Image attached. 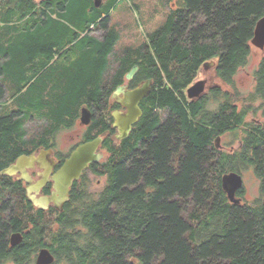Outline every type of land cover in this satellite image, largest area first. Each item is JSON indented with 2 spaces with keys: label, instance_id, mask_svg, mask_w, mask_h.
Here are the masks:
<instances>
[{
  "label": "trees",
  "instance_id": "1",
  "mask_svg": "<svg viewBox=\"0 0 264 264\" xmlns=\"http://www.w3.org/2000/svg\"><path fill=\"white\" fill-rule=\"evenodd\" d=\"M5 1L8 12L18 9L24 17L39 8L44 16L41 25L51 29L50 12H65L69 0L63 5L55 0ZM171 1L182 5H175L150 43L126 50L120 65L112 69L117 72L115 80L108 56L117 36L110 30L109 16L98 14L91 0L71 4L70 16L80 29L60 23L51 29V40L42 39L49 32L32 36L30 52L51 59L59 34L71 31L73 38L58 52L79 43L85 56L71 75L65 98L49 102L51 118L34 147L20 132L21 112L0 117V137L8 143L18 140L16 147L6 150L11 156L0 172L20 155L51 146L48 138L53 140L63 126L72 127L84 106L93 117L83 142L103 135L111 158L104 170H98V164L90 169L106 175L105 186L89 194L84 187L86 171L63 211L53 205L38 208L28 198L25 182L0 173V264H33L42 247L54 253L52 264H264V122L247 119L255 101L260 104L255 110L264 116V50L254 71L252 96H241L235 87V75L252 55L264 0ZM97 29L103 31L101 37L92 35ZM207 60L216 61L213 74L227 86H210L214 109L208 107V93L188 103L184 92ZM134 64L141 67L139 77L154 79L152 103L168 106L173 118L156 128L157 117L150 112L130 138L117 142L110 137L111 94ZM5 96L0 80V106ZM227 133L240 139L236 151L217 147L216 138ZM141 136L147 139L137 148ZM247 169L259 179L260 195L252 202L234 203L223 189L222 176ZM52 185L51 181L43 192L49 194ZM190 204L194 209L187 218ZM15 231L24 239L12 246L10 235Z\"/></svg>",
  "mask_w": 264,
  "mask_h": 264
},
{
  "label": "rangeland",
  "instance_id": "2",
  "mask_svg": "<svg viewBox=\"0 0 264 264\" xmlns=\"http://www.w3.org/2000/svg\"><path fill=\"white\" fill-rule=\"evenodd\" d=\"M59 1L62 0H55V2ZM76 1L78 0L67 1L68 8L65 12H50V14H54V22L49 23L51 29L54 26L60 27L61 24L66 27L69 25L75 26L77 29L81 28V24H77L78 20L70 16L71 4ZM180 1L175 0L178 3H181ZM91 2L94 3L93 0ZM175 5L182 4H173L171 0H104L102 6H97L98 14H102L103 17L109 16L110 30L117 36L113 50L108 56V65L110 64L108 68L110 70L116 68L126 50H137L147 42L150 43L151 36L164 27L172 16V9ZM43 18L39 8H35L33 13L24 17L18 9L8 12L7 2L0 1V61L4 67V73L0 75V80L6 87V96L0 106V117L13 112L22 113L17 119L18 123L22 124L20 132L25 133L29 140V147H34L37 144L41 133L49 124L48 117L51 118L49 102L59 103L65 98V90L71 85L69 82L71 75L82 66L85 56L79 43L70 44L65 51L58 52L59 47L68 45V41L73 38L72 32H68V30L66 34L65 30L59 34V36L61 35L60 40L55 41L57 43L53 49L55 57L47 59L44 53L32 54L30 52L32 36L39 37L49 32L48 36H42V39L46 41L48 37L51 40L50 35L54 34L48 26H42L44 25L42 24ZM94 34L101 37L103 31L97 29L92 33V35ZM262 54L263 51L253 45L248 63L235 75L236 91L241 96H252L255 85L254 71ZM213 67L208 66L207 69L202 67L198 75V78L206 80L204 93H208L209 96L211 94L207 87L212 84L219 85L223 89L227 88L214 76ZM113 72L115 70H112ZM213 101L214 98L211 96L209 109L216 107ZM259 105V101H255L254 111L247 116V119L262 124L264 116L259 109L255 110L259 108ZM79 120L70 128L63 126L56 132L53 140L52 137H49L48 140L67 151L81 139L83 129ZM16 141L18 140L8 143L0 137V166L11 156V153L6 150L16 147L18 145ZM227 142H232V144H227ZM221 143L228 145L229 148L232 145L239 148L241 142L237 135L232 136L227 133L221 138L220 145ZM242 174L246 188L245 199L252 202L260 195V181L251 169L243 170ZM105 183L106 175L99 176L88 172L84 187L89 194H95L105 186ZM2 195L3 192L0 189V197ZM14 199H16V195ZM193 209L192 204L188 205L185 214L187 218Z\"/></svg>",
  "mask_w": 264,
  "mask_h": 264
},
{
  "label": "water",
  "instance_id": "3",
  "mask_svg": "<svg viewBox=\"0 0 264 264\" xmlns=\"http://www.w3.org/2000/svg\"><path fill=\"white\" fill-rule=\"evenodd\" d=\"M101 0H95V6H99ZM252 44L264 50V16L257 22L255 34L252 39ZM216 65L215 60L206 61L203 68ZM139 70L138 65L127 73V79H132ZM151 80L145 81L142 85L128 89L125 85H120L114 92V97L117 98L127 109L122 111L116 109L112 115L114 118L113 127L117 128V133L114 138L118 141L127 139L133 129L135 123L139 121L142 115L140 102L144 97L150 94ZM206 89V80L200 79L195 81L188 88V96L190 98L199 97ZM123 94L122 97L120 95ZM93 113L90 108L84 106L81 112L82 123L89 124L92 121ZM103 135L86 141L78 145L64 161L60 168L54 171L56 162L54 158H49V151L42 149L39 154L33 152L31 154L20 155L13 163L1 170L2 175L17 176L18 179L24 180L27 183L26 192L30 201L41 209H48L52 205L59 211L64 210L65 204L70 200V190L75 181H79L85 169L91 163L100 162L103 153L99 152ZM217 147L220 146L221 136L216 138ZM106 163V162H104ZM38 164L43 171L39 172V178H34L30 173V169ZM53 182L52 190L49 194H41L43 188L48 183ZM222 186L226 191L230 201L241 203L242 199L237 196V192L244 186V178L242 173L237 171L226 172L222 176ZM24 239V235L20 231L12 232L10 235V244L16 246ZM55 261V255L48 247L40 248L35 264H52Z\"/></svg>",
  "mask_w": 264,
  "mask_h": 264
},
{
  "label": "flooded vegetation",
  "instance_id": "4",
  "mask_svg": "<svg viewBox=\"0 0 264 264\" xmlns=\"http://www.w3.org/2000/svg\"><path fill=\"white\" fill-rule=\"evenodd\" d=\"M35 1H37L38 3H40V2L43 1V0H35ZM47 1L52 2V1H54V0H47ZM65 1H66V0H62V1H59V3H62V5H63V4L65 3ZM93 2H94V7H97V6H95V1H94V0H93ZM103 2H104V0H101V3H100V5H99L98 7L102 6V5H103ZM207 61H209V60H207ZM134 65H138V66H139V70L137 71V73L134 75V77H133L132 79H127V73L133 68ZM134 65H133V66L131 67V69H130V70L124 75V81L121 82L120 84H118V85L116 86V88H117L118 86H120V85H125L128 89H134V88H136V87L142 85V84H143L145 81H147V80H151V87H150V94L147 95L146 97H144V98L142 99V101L140 102V107H141V109H142V115L139 117V121H138L137 123L134 124L133 129H132L131 132H130V136H131V134L133 133V130L135 129V126H136L139 122H142L143 119L145 118V116H147L146 114H149L150 112L153 113V114H155V116L157 117V118H156V119H157L156 128L159 127V126H161V125H164L168 120H170V119L173 118V116H172V112H171V109H170L168 106H161V105L153 104V103H152V99H151V97L153 96L154 79H152V78H148V77H147V78H146V77H143V78L139 77L138 74H139V72H140V70H141V67H140L139 64H134ZM116 73H117V72H113V73H112L114 80H115V77H116V75H115ZM200 79H201V78H198L197 80H200ZM197 80H195V81H197ZM165 83H168V82L165 80ZM194 83H195V82H194ZM194 83L190 84L186 89H184V92H185V95H186V97H187L186 99H187L188 103H190V102L192 101V98H190V97L188 96V88H189L191 85H193ZM116 88L113 90V92H112V94H111V99H110V104H109V107H110V109H111V115H112L113 111L116 110V109H119V110H122V111H126V109H127V108H126L121 102H119V101L117 100L116 97H114V92H115ZM207 89L209 90V89H210V86H208ZM157 90H158V89H157ZM157 90H156V91H157ZM204 92H205V91H204ZM204 92H203V93H204ZM203 93H202V94H203ZM202 94H201V95H202ZM182 95H183V93H182ZM122 96H123V94L120 95V97H122ZM146 99H148V100H146ZM152 105H153V106H152ZM112 118H113V115H112ZM79 122H81V123H80V124H81V128L83 129V131H82V133H81V139H80L79 142H76V143L73 144V146L69 147V149H68L67 151L64 150V149H62V148H60L59 146H57L56 143H54V142H51V143H50L51 146H48V147H44V146H43V147H39L37 150L33 151V152H36L37 154H39L40 151H41L42 149H44V150H46V151H49V152H50V154H49V158H54V160H55V162H56V166L54 167V171H56L58 168L61 167V165L64 163V161L70 156V154L72 153V151H73L78 145L84 143V142H83V139L85 138V136H86V135L88 134V132H89V125H90L91 122H90L89 124L82 123V121H81V116H80V120H79ZM113 122H114V118H113V120H112V124H113ZM75 123H77V121H76ZM112 127H113V125H112ZM113 129H114V132L111 134L110 137H112V138H113L115 141H117V142L123 141V140L118 141V140H116V139L114 138L115 134L117 133V128L113 127ZM108 134H109V132H108ZM141 135H142V134H141ZM130 136H129L128 138H130ZM103 137H104V136H103ZM128 138H127V139H128ZM221 138H223V136H221ZM127 139H124V140H127ZM146 139H147V138H145V136H141V141H140V143H139V147H137V148H141L142 145H143V141H145ZM85 142H86V141H85ZM104 143H105V142H104V140H103V142H102L100 148L98 149L99 152H102V153H103V157L101 158L100 162H97V163H96V162L91 163L90 166H89L87 169L84 170L81 179H80L79 181H75V182H74V185L71 187V190H70V198H71V195H72V193H73V189H74L75 184H76L77 182H80L78 188L81 187V185H82V184H81V180H82L83 176L85 175V172H86V171H87V173H88V172H91L92 170H90V169L92 168L93 164H98V165H96V168H97L98 170H104L103 167H107V166L110 164L111 152L109 151V149H108L107 147H104ZM219 148L222 149L223 151L228 150L229 152L236 151V149H237V148H235L233 145L229 148L228 145L223 144V143H221V145L219 146ZM130 149H131V147H128L127 151H129ZM33 152H32V153H33ZM126 153H128V152H126ZM104 162H106V163H104ZM40 171H43V169L40 168L38 164H36L34 168H31V169H30V173H31L32 176H33L34 178H36V179L40 177V176H39V172H40ZM92 173L95 174V171L92 172ZM242 175H243V174H242ZM17 176H18V175L13 176V177L16 178V179H18ZM102 176H103V175H102ZM18 180H21V179H18ZM21 181L25 182L24 180H21ZM25 183H26V182H25ZM48 184H49V183H48ZM26 186H27V183H26ZM44 189H45V188H43L41 194H45V193L43 192ZM245 189H246V188H245V184H244V186H243L241 189H239L238 192H237V196L240 197V198L242 199V202L247 201V200L245 199V191H246ZM51 190H52V189H51ZM50 192H51V191H50Z\"/></svg>",
  "mask_w": 264,
  "mask_h": 264
}]
</instances>
